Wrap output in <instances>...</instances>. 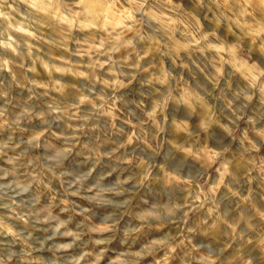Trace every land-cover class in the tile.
Masks as SVG:
<instances>
[{
    "label": "rangeland",
    "instance_id": "374dc122",
    "mask_svg": "<svg viewBox=\"0 0 264 264\" xmlns=\"http://www.w3.org/2000/svg\"><path fill=\"white\" fill-rule=\"evenodd\" d=\"M261 2L0 0V264H264Z\"/></svg>",
    "mask_w": 264,
    "mask_h": 264
},
{
    "label": "bare ground",
    "instance_id": "6f19581e",
    "mask_svg": "<svg viewBox=\"0 0 264 264\" xmlns=\"http://www.w3.org/2000/svg\"><path fill=\"white\" fill-rule=\"evenodd\" d=\"M88 8H89V6H88ZM56 16V15H55ZM58 18V17H57ZM255 29L257 28V27H254Z\"/></svg>",
    "mask_w": 264,
    "mask_h": 264
},
{
    "label": "crops",
    "instance_id": "0c3cea01",
    "mask_svg": "<svg viewBox=\"0 0 264 264\" xmlns=\"http://www.w3.org/2000/svg\"><path fill=\"white\" fill-rule=\"evenodd\" d=\"M261 3H262V6H263V0H262V2H261Z\"/></svg>",
    "mask_w": 264,
    "mask_h": 264
}]
</instances>
